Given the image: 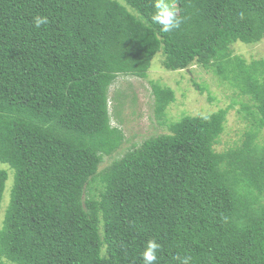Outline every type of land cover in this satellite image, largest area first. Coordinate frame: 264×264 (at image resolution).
I'll return each mask as SVG.
<instances>
[{"label":"trees","instance_id":"1","mask_svg":"<svg viewBox=\"0 0 264 264\" xmlns=\"http://www.w3.org/2000/svg\"><path fill=\"white\" fill-rule=\"evenodd\" d=\"M168 2L183 22L164 33L154 0H0V161L15 171L0 264H143L150 239L156 264H264V58L233 49L264 39V0ZM160 51L247 96L251 129L218 151L230 108L185 115L101 168L126 141L113 85L147 78ZM152 90L165 122L175 91ZM8 178L0 167V214Z\"/></svg>","mask_w":264,"mask_h":264},{"label":"rangeland","instance_id":"2","mask_svg":"<svg viewBox=\"0 0 264 264\" xmlns=\"http://www.w3.org/2000/svg\"><path fill=\"white\" fill-rule=\"evenodd\" d=\"M233 49L235 54L242 55L248 60L264 58V39L254 44L238 41ZM163 58V52L160 51L153 59L147 78L135 75L118 76L112 87L110 106L113 110L115 103L113 91L119 89L125 102L124 122L119 124L118 119L113 117L112 123L122 126L126 141L112 158L106 157L101 168L111 163L115 157H120L135 144H140L151 136L170 132V122L177 121L185 115H206L220 108H230L225 131L216 145L218 151H224L236 145L242 140L244 132L251 129V120L244 117L245 113L241 110L245 102L250 103L247 96L240 95L230 83L221 80L211 70L198 63L192 64L189 69L170 70L163 65ZM194 81L203 87V92ZM155 82L169 86L175 91V101L166 108L165 122L157 117L155 110V95L152 90V83ZM261 136L264 140V131ZM0 167L9 172L0 214V228H2L6 210L11 201L15 171L1 161Z\"/></svg>","mask_w":264,"mask_h":264},{"label":"clouds","instance_id":"3","mask_svg":"<svg viewBox=\"0 0 264 264\" xmlns=\"http://www.w3.org/2000/svg\"><path fill=\"white\" fill-rule=\"evenodd\" d=\"M152 21L161 26L160 30L164 33L179 29L182 24V18L177 14V10L168 2V0H154V12ZM48 20L45 16L36 15L33 17L34 26L39 28L41 25L47 24ZM160 244L150 239L146 242L143 252L141 253L143 264H156L157 253ZM179 264H191V256L176 257Z\"/></svg>","mask_w":264,"mask_h":264}]
</instances>
